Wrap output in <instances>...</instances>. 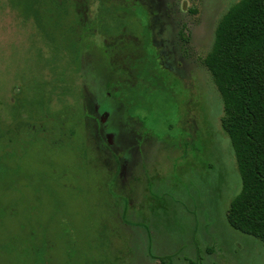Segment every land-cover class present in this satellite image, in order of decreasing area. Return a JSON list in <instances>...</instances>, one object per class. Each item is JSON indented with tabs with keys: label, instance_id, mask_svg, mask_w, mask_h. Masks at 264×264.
Listing matches in <instances>:
<instances>
[{
	"label": "rangeland",
	"instance_id": "rangeland-1",
	"mask_svg": "<svg viewBox=\"0 0 264 264\" xmlns=\"http://www.w3.org/2000/svg\"><path fill=\"white\" fill-rule=\"evenodd\" d=\"M87 1L76 62L52 35L72 13L42 10L39 29L0 0V264H264V245L227 223L241 179L203 65L240 0H128L137 14L106 4L95 23ZM110 76L122 82L106 102L95 78ZM67 110L82 116L72 138Z\"/></svg>",
	"mask_w": 264,
	"mask_h": 264
},
{
	"label": "trees",
	"instance_id": "trees-1",
	"mask_svg": "<svg viewBox=\"0 0 264 264\" xmlns=\"http://www.w3.org/2000/svg\"><path fill=\"white\" fill-rule=\"evenodd\" d=\"M92 1L93 5H97L96 14L92 19L94 23L98 21V17L103 19L106 17V4H110L113 8L115 5L123 4L126 7L125 11L129 14L138 13L133 1L127 0L117 4L110 0ZM87 5V0L57 2L53 0H11V8L19 11L22 17L34 20L39 29L44 24L39 16L42 10L56 8L54 15L58 17V20L65 15L72 16L73 14V22L66 25L68 30L59 34L52 33V35L67 34L68 42L74 44L75 47L73 52L76 62L88 61L85 53L91 39V29ZM44 27L47 26L44 25ZM42 31L47 41L50 43L55 41L48 31ZM109 54L113 69L117 70L119 63L114 62L116 55ZM133 58L132 56L125 57L130 61H134ZM203 65L210 74L221 98L220 125L230 141L241 179V191L229 206L226 216L227 223L235 232L255 238L264 245V0H240L228 10L216 27L211 51L204 58ZM128 66L130 68V63ZM119 78L116 77L115 80L112 76L109 80H103L101 77L95 78L97 85L101 86L102 92H105L103 100L106 102H109L111 98L108 94L111 90L114 91L113 94L117 92L116 88L119 82H122ZM107 81L108 83H105ZM113 101L122 103L117 100L116 96ZM81 107L83 110L86 109V105H81ZM76 112L67 110L57 115V121L61 126L60 132L69 133V138L76 136L81 126L82 116ZM84 113L90 114L88 109ZM3 132L5 137L10 135L8 130ZM3 137L1 133L0 140ZM82 147L83 155L89 158L88 145L85 140L82 142ZM113 184L112 181V187ZM161 264L167 263L161 260Z\"/></svg>",
	"mask_w": 264,
	"mask_h": 264
}]
</instances>
